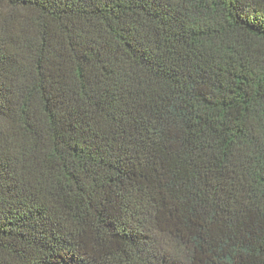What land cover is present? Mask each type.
Wrapping results in <instances>:
<instances>
[{
  "label": "trees",
  "instance_id": "1",
  "mask_svg": "<svg viewBox=\"0 0 264 264\" xmlns=\"http://www.w3.org/2000/svg\"><path fill=\"white\" fill-rule=\"evenodd\" d=\"M0 264H264V0H0Z\"/></svg>",
  "mask_w": 264,
  "mask_h": 264
}]
</instances>
